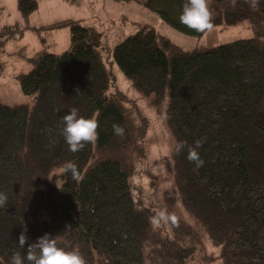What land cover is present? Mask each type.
<instances>
[{"label": "trees", "instance_id": "trees-1", "mask_svg": "<svg viewBox=\"0 0 264 264\" xmlns=\"http://www.w3.org/2000/svg\"><path fill=\"white\" fill-rule=\"evenodd\" d=\"M111 1L136 4L189 37L207 33L180 22L186 0ZM38 6L37 0H15L19 18L0 32L1 38L32 30L42 44L26 59L30 70L16 76L35 104L0 103V192L8 197L0 208V264L23 254L18 237L25 227L29 242L56 236L87 264H192L191 247L201 236L218 248L220 264H264V0L255 6L211 0L214 30L246 23L252 37L185 48L152 24H135L136 32L113 47L98 27L73 19L31 27ZM61 28L68 29L69 47L49 51L54 36H45ZM107 63L152 104L167 103L177 142L203 141L197 149L202 167L187 159V147L173 154L180 205L201 235L189 232L185 218L175 225L180 236L163 234L150 222L155 212L143 205L141 191L135 196L130 181L136 158L144 157L148 121ZM73 107L85 118L98 113L99 121L98 141L77 153L60 134L61 118ZM114 124L124 129L122 137ZM68 161L81 180L61 172Z\"/></svg>", "mask_w": 264, "mask_h": 264}, {"label": "rangeland", "instance_id": "rangeland-1", "mask_svg": "<svg viewBox=\"0 0 264 264\" xmlns=\"http://www.w3.org/2000/svg\"><path fill=\"white\" fill-rule=\"evenodd\" d=\"M38 9L30 19L31 27H40L57 20H66L69 17L82 22L84 26L95 25L104 33V38L110 47L136 32L135 24H152L157 31L168 36L172 43L179 47L218 46L240 39L252 37L246 23L226 29H216L204 34L201 38H193L171 30L163 23L158 15L143 12L136 4H115L111 0H37ZM149 16H153L149 18ZM106 17V19H105ZM19 18L15 7V0H0V32L16 23ZM54 36L55 45L52 52H62L69 47L70 37L67 28L52 31L46 35L48 41ZM194 47V46H193ZM42 49V44L32 30H24L21 34H9L0 38V103L9 107L26 105L32 107L36 102L35 95L26 96L21 93L16 76L25 73L32 67L26 59ZM107 58V57H106ZM105 58V60H106ZM108 65V66H107ZM106 66L113 74L116 85L128 98L134 101L141 113L148 121L146 134L142 142L144 157L136 158V173L130 183L141 191L143 205L155 213L166 209L168 213L178 217L179 224L182 218L189 229L199 233L194 222L189 220L186 212L180 205L179 195L174 182L173 154L177 139L167 123V103L152 104L150 98L143 97L134 89L130 79L122 75L115 64ZM154 213V214H155ZM155 228V226H154ZM163 234L180 236L175 225L171 222L156 227ZM189 233L184 234L183 239ZM185 242H188L187 240ZM192 264H220L217 259V247L206 236L198 238L192 244ZM152 264H155L152 262Z\"/></svg>", "mask_w": 264, "mask_h": 264}, {"label": "clouds", "instance_id": "clouds-1", "mask_svg": "<svg viewBox=\"0 0 264 264\" xmlns=\"http://www.w3.org/2000/svg\"><path fill=\"white\" fill-rule=\"evenodd\" d=\"M211 0H186L179 16L180 22L187 28L198 33H211L214 30V17L210 8ZM253 6L258 0H251ZM59 111V110H58ZM63 128L60 134L63 136L69 151L77 153L82 151L86 144H94L99 139L97 131L99 127L98 113L91 118H85L78 114V109L73 107L68 110L66 115L62 116ZM114 134L117 136L124 135V129L118 125H113ZM202 140H196L194 146H187L186 142H177L175 153L178 155L185 147L188 148L187 159L196 165V168L203 166V160L200 159L197 149L202 146ZM62 173H72L75 180H81L82 177L77 172V165L68 161L61 167ZM8 197L5 193L0 192V208L6 207ZM155 227L161 224L171 222L178 226V217L170 214L166 209L158 210L150 221ZM27 228L20 233L18 237V246L23 250L14 252L11 256L10 264H87L84 256L79 250H67V246L61 247L58 244L56 236L45 233L38 237L35 242H29L25 235Z\"/></svg>", "mask_w": 264, "mask_h": 264}, {"label": "crops", "instance_id": "crops-1", "mask_svg": "<svg viewBox=\"0 0 264 264\" xmlns=\"http://www.w3.org/2000/svg\"><path fill=\"white\" fill-rule=\"evenodd\" d=\"M130 5H132V4H130ZM153 16H149V18H152ZM68 19H73V18H71V17H69ZM73 20H75V19H73ZM91 26H95V25H91ZM56 43V42H55Z\"/></svg>", "mask_w": 264, "mask_h": 264}]
</instances>
